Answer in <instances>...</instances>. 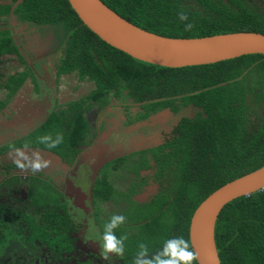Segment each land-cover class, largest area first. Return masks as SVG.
<instances>
[{
	"label": "trees",
	"instance_id": "obj_1",
	"mask_svg": "<svg viewBox=\"0 0 264 264\" xmlns=\"http://www.w3.org/2000/svg\"><path fill=\"white\" fill-rule=\"evenodd\" d=\"M118 15L147 31L170 37H200L229 32L264 33V0H101ZM188 14L180 21L177 13ZM46 27L56 35L60 55L56 77L74 74L92 87L66 104H52L37 124L0 147V155L14 148L45 149L70 164L81 147L91 143L85 112L120 101L136 105L133 121H144L164 109L182 115L161 144L129 154L152 155V180L159 187L149 202H133V236L126 235L125 252L117 264H133L138 244L150 253L173 236L188 239L189 219L197 205L224 183L264 165V54H245L215 63L166 67L136 59L109 45L82 23L67 0H8L0 4V20ZM192 22L191 31L184 25ZM17 58L18 64L3 76L1 109L13 100L27 80L36 82L37 65L21 54L9 29H0V61ZM113 96V97H112ZM112 97V98H111ZM128 99H131L128 103ZM131 120V121H132ZM62 133L64 142L49 149L38 142L45 133ZM127 155L114 161V168ZM14 163H0V187L18 182ZM3 171V172H2ZM2 173V174H1ZM108 174L102 171L92 187L95 229L100 235L99 201L111 196ZM131 191V190H130ZM26 204L21 208L0 201V255L16 251L44 256L43 249L62 258L75 249L74 234L83 229V213L75 214L59 199L55 186L31 174ZM135 206V207H134ZM79 221V222H77ZM221 264H264V190L233 199L220 211L214 231ZM49 249V250H48ZM50 255V254H49ZM76 264H93L91 260Z\"/></svg>",
	"mask_w": 264,
	"mask_h": 264
},
{
	"label": "rangeland",
	"instance_id": "obj_2",
	"mask_svg": "<svg viewBox=\"0 0 264 264\" xmlns=\"http://www.w3.org/2000/svg\"><path fill=\"white\" fill-rule=\"evenodd\" d=\"M7 1L0 0V3ZM0 28H8L12 32L21 54L29 64H36L38 71L36 73V82L33 83L31 80H27L13 100L1 109V146L2 142L28 131L32 126L37 124L42 119L45 110L52 106L55 100H57V103H63L85 90H89L92 85L87 82H79L74 74L56 77L55 66L60 52L57 50L56 35L53 34L51 29L23 24L13 17L0 20ZM17 64V58L3 57L1 59L0 83L3 76ZM51 90L54 92H51ZM3 99L4 90L0 89V100ZM137 109L133 107L131 112L133 110L135 113ZM260 110V112H264L263 108ZM195 112V108L188 107L175 115L169 109H164L152 114L142 123L130 125L134 117H131L129 114L127 118V113L124 115L121 107H114L106 112L105 108H99L98 104H94L91 110L86 113V117L93 127V130L91 128V132H94L95 135L94 137L89 135L88 140H92L90 146L80 155V163L78 167H75V169L77 168L76 178L73 180L69 178L67 181L68 171L59 165L60 163L54 156L44 151H39L45 159L51 161L50 167L44 169L42 172L49 175L53 172L52 175L55 176L54 181L59 186L67 181L68 189L71 187L73 190V186L81 184L78 189L73 190L76 193L73 201L75 199L80 201L83 193L79 189L81 186H86L85 175L90 173L91 177L94 176L97 168L107 156L157 145L163 141L166 134L169 135V130L176 123L178 117L182 115L193 116ZM110 124L113 126H109ZM104 128L106 129L104 130ZM26 151L31 153L29 150ZM11 153L12 150L0 155V163H13ZM89 168L91 172L88 171ZM13 172L18 173V182L13 184L7 182L5 186L0 187V201L6 206L21 208L26 204L27 175L32 173V171L21 170L16 167ZM122 177L124 176L122 175ZM120 181L124 185H119V187L123 189L127 184L126 179H120ZM70 196L73 195L71 194ZM59 197L61 198L60 195ZM114 205L113 202L105 203L103 204V208L106 212H110L113 211ZM87 210L90 215L83 218L84 227L75 234V249L71 253H63L60 259L55 253H50L45 249L42 251L45 254L42 257L33 255L31 252L19 255L16 251H12L11 254L3 253V255H0V264H76V262L86 259L91 260L93 264H112L115 260V258L113 260L114 255L109 254L108 259H104L100 237L93 236L89 230L88 222L92 220V213L90 209ZM86 238L87 240H85Z\"/></svg>",
	"mask_w": 264,
	"mask_h": 264
},
{
	"label": "water",
	"instance_id": "obj_3",
	"mask_svg": "<svg viewBox=\"0 0 264 264\" xmlns=\"http://www.w3.org/2000/svg\"><path fill=\"white\" fill-rule=\"evenodd\" d=\"M79 19L99 38L130 56L156 65L184 67L215 63L245 54H264V33L240 31L200 37H170L142 29L101 0H67ZM264 190V165L209 193L194 209L188 239L199 264H221L215 245V223L235 198Z\"/></svg>",
	"mask_w": 264,
	"mask_h": 264
},
{
	"label": "flooded vegetation",
	"instance_id": "obj_4",
	"mask_svg": "<svg viewBox=\"0 0 264 264\" xmlns=\"http://www.w3.org/2000/svg\"><path fill=\"white\" fill-rule=\"evenodd\" d=\"M0 29H2V28H0ZM6 29H8V28H6ZM57 78H59V77H57ZM31 82H32V80H31ZM51 92H54V91L51 90ZM84 92H86V90ZM80 95H81V93L78 94L77 96H75L74 98L67 100L63 103H57V100H55L53 104L63 105V104H66V102H68V101H71V100L78 98ZM130 100L131 99H128L127 102L130 103L131 102ZM114 101L115 102H110L109 104L102 106V107L99 105V108H102V109L105 108V111L107 112V111H110L111 109H113L114 107H121L123 112H124V115L127 113V118L129 116V114L131 117H135L137 112L139 111V107L136 105L125 106L118 100H114ZM133 107L138 108L135 113L133 112V110L131 112V109ZM91 108L85 112V117H86V113L89 112L91 110ZM186 108H188V107H186ZM46 112L47 111L45 110L43 116L45 115ZM131 113H133V114H131ZM43 116H42V118H43ZM86 119H87V117H86ZM87 121H88V119H87ZM144 121H142V122H144ZM142 122L141 121H132V123H130V125L142 123ZM88 123H89V121H88ZM101 123H102V121H101ZM89 126H90L89 135L94 137V135H95L94 132L93 133L91 132V128L93 130V127L90 123H89ZM100 126H101V124H100ZM109 126H113V125L110 124ZM171 128L169 130L170 131L169 135L166 134L163 141L166 138L170 137L171 132H172ZM105 129L106 128H104V130ZM20 135L19 134L15 135L14 137L9 138L8 140L2 142L1 146L10 142L12 139H14ZM89 135H88V137H89ZM162 142H160L159 144H161ZM89 146H90V143L87 146H85V148L82 146L79 153L76 155V157L73 159V161L70 164L65 163L57 154H55L49 150L32 149V148H20V149L29 150L30 152H32V151H44V152L48 153L49 155L54 156V158L60 163V164L59 163L58 164L63 166L68 171V173H67V178H68L67 181H68L69 178H71V180L76 178V173H77L76 169L77 168L75 169V167L76 166L78 167V164L80 163L79 158H80L81 153L86 148H88ZM154 146H156V145H154ZM150 147H153V146H150ZM150 147H147V148H150ZM141 149H146V148H141ZM11 150L13 151V149H11ZM11 150L6 151L5 153H8ZM138 150H140V149H138ZM134 151H137V150H130V151L123 152L121 154L117 153V154H112L110 156H107V158L97 168L96 172L94 173V176L91 177V174L87 173V175H85L86 186H84V187L81 186V188L79 189L83 193V194L81 193L82 195H81L80 201H78L77 199H75L73 201L74 196H76V193H74L73 190H75L76 188L78 189L81 184H79V186H77V184H76L75 187L73 186V190H72L71 187L69 189L67 188V185H68L67 181L64 182V184H62L61 186H59L54 181L55 176L52 175L53 172H51L52 174H50V175L46 174L42 171L36 172V173L32 172V173H29L28 175L34 174V175L40 176L41 178L51 182L55 186V188L58 190L59 195L61 196V198L59 197V199L61 201H66L68 203V208L72 211L73 214H75L76 217H77V214H82V213L84 216L83 218L88 217L90 215V213L88 212L87 209H90V211L92 213V220H93V208L94 207L91 204V198H92L91 194H92L93 183L96 181L97 178L101 177V173L103 170L106 171L108 174L107 177L109 179V182L112 183V185H113L112 187L114 190L112 191L111 196L108 199H106V200L102 199L101 201H99V206H100L99 216H100V219L102 220V227L100 230V235L97 237H101L103 229H104V225L108 222L109 218L114 214H122L127 218L126 222L124 224H122V227L125 229L126 234L133 236V234L135 232V229L133 227L134 223H132V221H130L131 216L133 215L132 214V211H133V209H132L133 204L132 203L138 202L139 204H143V203L149 202L150 199L152 198V195H154L159 189L157 184L151 178L152 177V171H153V169L150 167L153 164L152 155H150L149 153L144 154L143 156H144L145 160H148V165L146 167L139 166L138 165L139 160H144V159L143 158L140 159L141 156L138 154H135V155L129 154V153H132ZM124 155H127V158L124 161H120V163L116 165L118 167L114 168L115 167L114 161L120 159ZM7 164H11V163H7ZM88 171L91 172V169L89 168ZM12 174H18V173L12 171ZM28 175H27V178H28ZM122 175L124 177H122ZM120 179H126V182H127V184L125 185V187H123V189H121L119 187V185H124L122 183V181H120ZM26 187H27V185H26ZM68 193H70V194H68ZM71 194L73 196H70ZM138 195H140V196H138ZM109 202H113L116 205V207L114 205L113 211L106 212L105 209L103 208V204L109 203ZM92 220L88 222L89 227H92L93 229H95V223ZM79 231L80 230H78L76 233H78ZM75 234H74V236H75ZM85 240H87V238ZM75 241H76V239H75ZM27 254H28V252H27ZM110 255L113 256V254H110ZM120 257L121 256H115L114 255L113 260H114V258H115V260L112 264H117V262H119V260H120ZM86 260H88V259H86ZM86 260H84V261H86ZM81 262H83V261H81Z\"/></svg>",
	"mask_w": 264,
	"mask_h": 264
},
{
	"label": "clouds",
	"instance_id": "obj_5",
	"mask_svg": "<svg viewBox=\"0 0 264 264\" xmlns=\"http://www.w3.org/2000/svg\"><path fill=\"white\" fill-rule=\"evenodd\" d=\"M177 16L180 21H188V14L183 10L178 12ZM193 27L194 24L192 22H187L184 25L185 31H191ZM38 142L52 149L62 144L64 142V137L60 132L56 133L54 136L51 133H45L38 137ZM11 156L17 168L21 170H30L34 173L43 171L50 167L51 164V161L45 159L39 151H32L29 153L24 149L14 148ZM126 219L127 218L122 214H114L104 225L100 237L104 259H108L109 254L115 256L124 255V241L127 239V236H117L115 229L124 224ZM133 264H199V254L192 247L189 240L182 236H173L164 240L161 248L154 253H150L146 243L140 242L138 244V251L133 259Z\"/></svg>",
	"mask_w": 264,
	"mask_h": 264
}]
</instances>
